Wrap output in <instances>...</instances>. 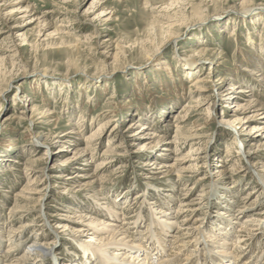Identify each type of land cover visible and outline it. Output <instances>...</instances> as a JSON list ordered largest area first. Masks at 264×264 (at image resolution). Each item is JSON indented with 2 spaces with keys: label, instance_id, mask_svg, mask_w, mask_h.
Returning a JSON list of instances; mask_svg holds the SVG:
<instances>
[{
  "label": "rangeland",
  "instance_id": "rangeland-1",
  "mask_svg": "<svg viewBox=\"0 0 264 264\" xmlns=\"http://www.w3.org/2000/svg\"><path fill=\"white\" fill-rule=\"evenodd\" d=\"M263 43L264 0H0V258L5 257L10 229L31 223L34 227L23 229V236L43 238L42 243L53 248L54 258L45 264H90L81 259L78 246L100 252L103 247L90 243L97 237L93 232L78 231L84 224L82 215L92 214V219L113 227H124L123 216L131 223L138 219L142 233L131 230L134 238L127 242L135 244V236L146 237L151 217H162L158 211L170 202L171 193L179 198L173 207L177 210L184 188L197 187L192 198H199L209 192L212 181L226 189L209 202L214 203L209 214L199 212L193 218L203 219L201 245L207 243L218 211L229 204L237 210L250 191L255 189L249 204L255 201L264 210L259 180L264 134L249 133L260 123L246 125L237 139L230 125H222L223 119H236L226 115L235 100L241 105L251 101L234 99L242 95L238 87H244L253 105L259 103L251 112L264 109ZM205 46L223 58L200 59L197 54ZM196 59L203 63L197 76L208 77L215 92L219 86L230 88L234 98L221 97L213 104L198 100L206 96L193 87L195 79L186 70ZM34 109L53 113L54 118L45 121L38 116L31 125ZM24 112L21 123L7 121ZM187 112L189 117L180 119ZM260 114L264 122V110ZM137 123L153 129L150 139L138 141L151 147L134 145L137 138L129 131H138ZM194 128L200 138L187 140ZM95 130V151L67 163L77 149L86 148L85 140ZM70 132L62 143L61 136ZM112 144L116 154L103 156ZM192 147L199 148L202 159L191 156ZM227 150L235 155L226 169L235 175L222 179L220 159ZM107 159L112 164L98 172ZM169 163L190 173L180 181L162 167ZM201 164L204 169H199ZM44 170L49 172L48 184L43 183ZM199 175L206 181L195 185ZM110 203L116 204L110 211L118 220L105 216ZM17 205L29 209L12 217ZM226 214L230 219L232 212ZM56 222L68 228L58 236ZM99 225L92 229L103 232ZM171 239L162 253L173 250ZM253 247L252 251L263 249L264 239ZM17 251L25 255L28 249Z\"/></svg>",
  "mask_w": 264,
  "mask_h": 264
},
{
  "label": "bare ground",
  "instance_id": "bare-ground-1",
  "mask_svg": "<svg viewBox=\"0 0 264 264\" xmlns=\"http://www.w3.org/2000/svg\"><path fill=\"white\" fill-rule=\"evenodd\" d=\"M57 31L59 32V30H56V32ZM260 47H261L260 50H264V43ZM119 50L120 52H122L120 48ZM197 55L199 56L200 59H205L207 55L211 56V58L212 57L223 58L222 55L216 54L214 51H212V49H210V47L207 46L202 48V51L199 52ZM201 64L203 63H201L197 59L196 61L192 60L190 64H188L186 69L188 75L195 79L194 80L195 85L193 87L199 92L203 91L206 96V98L199 97L198 100L200 101L211 100L212 101L211 103L213 104L214 101H216L218 98L221 97L225 101L232 99V97L234 98L233 95L234 92H232L230 88L225 89L224 86H219L218 90L215 92L212 89L211 83H209V81L207 80L208 77L202 78L197 76L199 75L200 71L203 68V66H200ZM221 77L222 78L220 79V83H224L225 78H223V76ZM261 84L263 87L264 83ZM233 87H234L233 89H235L236 86ZM237 90H238L237 93H242V95H240V98L236 97L234 99L241 100L242 97H246V98L248 97L250 98L251 101H248L246 105H241L242 103H239L235 100V102H233V104L235 103L234 106L233 104L228 106V109H230V113H227L226 115L228 117H234L236 119L233 122H230L228 119H223L222 125H230V127H232V129L236 134L235 139H237L236 136L240 135L244 130V128H247L246 125H248L251 122L260 123L254 125L249 133L254 137L255 136L263 137L264 122H261L259 119H263L260 118V116L263 115L260 114V111L264 109L262 108L251 112V109L255 108L256 105H258L259 103H255L253 105V102L255 101L252 100L251 96L246 95V93L248 92L244 89V87H238ZM211 108L212 106L210 107V109ZM34 110L35 111L30 119L31 125L33 124V121L37 120L38 116H39L38 120L44 119L45 121L54 118V115H52L53 113H49V114L43 112L40 113L41 111H38V109H34ZM23 114L24 115H20V116L14 114L8 117L7 121H15L21 123L22 122L21 119L25 118L24 117L25 112ZM188 117L189 114L187 112L186 115H184L180 119H186ZM84 122L85 119L84 117H82L80 123L82 124ZM135 126L138 129V131H135L133 130V127L132 128L130 127L131 130L129 132L132 133L131 134L132 137L137 138L136 140L137 143L138 141L143 142L144 140H148L152 137L153 134L151 132L153 131V129L151 127H148L147 124L137 123V125ZM167 126H169V123ZM177 127L179 128V130L182 129L181 125H178ZM198 132L199 130L194 128L191 130V133H189V135L186 136L185 138L187 140H192V141L197 140L200 138ZM97 133L98 130L93 131L92 134L85 140L86 148L77 149L74 152L73 159L69 158L66 160V162L69 163L75 160H81L84 157H86L90 151H95L96 148L94 147V142H96L95 140ZM177 133H179V131H177ZM70 134L72 133L71 132L66 133L63 136H61L62 137L61 142L67 143V137H69L68 135ZM137 143H134V145H138L140 149L151 147L150 143L148 142L146 143L144 142L143 144L142 143L137 144ZM233 143L234 145L238 144L237 141ZM193 145L196 144L193 143ZM114 146L115 145L112 144L111 147L110 146L109 148L106 147L107 150L104 153H102L103 156L115 155L116 154L115 151L111 149ZM194 149L195 152H189L191 153V156L193 155L197 156L195 157V160L202 159V157H200V154L198 152L199 148L192 147L191 150ZM228 149L230 150L231 148L229 147ZM227 153L228 154H226V156H223L220 159L221 170L218 172V174L222 179L226 178L227 175H232V176L235 175V173L231 172L232 173L231 174L226 169V163H229V161H231L230 160L231 157L234 156L235 154L228 150ZM240 154L245 156L248 153L246 154L240 153ZM110 164H112V162L108 161V159L107 161L104 160L97 167V171L100 172L103 171L104 169H107ZM156 164L157 162H154V165ZM180 165L182 164L180 163ZM162 167L167 169L168 174L172 176H176L180 181L185 176L183 174L190 173V169L181 168L179 165L176 164L171 165L169 163ZM202 168L203 165L201 164L199 169ZM215 176H217V174H213V177ZM259 176H260L259 180L261 181L260 185L264 187V170L259 172ZM43 178L45 179L43 183L48 184L50 177H49V172H47L46 170H44L42 179ZM198 178L199 179L196 181L195 185L199 183L203 184V182L206 181V179H203V177H201L200 175L198 176ZM211 183H210L211 187L209 189V192H207V194L204 193L205 195L203 194L200 195L201 197L199 196V198H192L196 192L197 187H195L194 189L184 188L183 191H185L186 193L184 192L185 194L183 193L180 194L182 196L184 195V197L180 198L181 200L179 201L180 203L178 204L177 210L175 209L176 211L174 210L173 207L177 199L179 200V198H175V195H172L171 193V195L168 197L170 199V202L164 203L166 204V206L162 209H159L160 211H158L162 215V217L155 218L154 216H152L151 217L152 219L150 221L151 223L149 222L150 224L147 225V230H146L147 233L145 232L146 237L144 236V239H141L140 237L135 236V241L137 239V242L135 244H129L127 242L133 241L132 239L134 238V236H132L130 232L131 230L133 231L135 230L136 234L140 233L141 235L142 233L141 230L143 229L142 227L143 223L139 224L138 219H136L137 221H133L131 223L130 221H132V219H128L127 217L123 216L122 221L124 222H122V224L120 225H123L124 227L122 226L113 227L115 226L114 224L109 223L104 225L103 222L105 221H99L96 218L92 219L93 218L92 214L85 213V215L81 216V220L83 221L84 224L82 225L81 228L78 229V231L82 233L93 232V234L96 235L97 237H93L95 239H91L90 243H92L93 246L102 245L103 248L100 252L93 249V247L84 248L82 246H78L79 251H81V253L83 254L81 259L83 258L84 260H86L85 262L89 261L90 264H152L154 262L151 261H153L154 259H157V261H155V264H224L225 262H229V264H240L241 262H242L241 264H264V248L259 249V251L258 249L256 251H252L255 248L253 247V245L259 242L261 239H264V210L259 208L257 202L255 201L253 202L252 205L249 204V200L252 199L251 195L255 194L254 192L255 189L250 191V193L248 194L250 196L243 198L244 204L242 206L239 205L240 208H237V210L235 209L233 210L232 209L233 207H231V205L229 204L230 207H226L225 209L222 208L221 212L218 211V215L215 216L216 217L215 219H217L218 221L215 222L214 225H212V227L209 229V232L207 233L206 236L207 243L205 245L203 244L201 245V236L203 234V223H202L203 219L201 218L193 219V218L199 212L201 213L202 216L204 214L205 215L209 214L214 204V203L209 204V202H211V200H213L214 197L219 196V192H220L219 190L226 189L225 186L219 187V185H216V183L214 182L212 184ZM39 184L40 182H38V185ZM221 184H223V182ZM36 190L38 189H34V191ZM44 191H46V187ZM208 193L213 194V196L209 197ZM99 196H101V194H99ZM205 196L208 200L207 205L203 201ZM168 203L172 205L169 206ZM17 206H16L17 208L14 207V209L11 212L12 217L15 216L16 213L19 212L25 213L26 210L29 209L26 208L25 206L23 207L19 205ZM108 206L109 207H107V210L109 212L106 210L105 216L113 219L114 221L118 220L119 218L115 217V215H113V213L110 211L112 209H115L116 204L110 203ZM223 210L225 212H223ZM227 210L232 212L230 219L227 218V214H226ZM246 213H250V215L245 219H243V216ZM58 216H59L58 214H55L53 217L56 218ZM95 224H98V226H100L99 224H102L104 226L103 232H99L98 230H93L92 227ZM174 224H176V226ZM30 227H34V225L31 223L28 224L25 223L24 225L22 224L19 229L16 228L10 229L9 231L10 234L8 236L9 238L7 240L8 246L6 252L4 253L5 257L0 258V264H45L47 258H51V259L54 258L52 255L53 248L50 247V243L43 244L42 243L43 238L42 239L40 238L38 240L37 239L29 240L28 238H25L23 236L22 234L23 229H28ZM55 229H56L55 231L57 232V233L55 232V234L58 236L59 232L65 231L68 228L67 225H62L61 223L56 222ZM173 234L176 235H174L173 237L172 236ZM171 237L173 239H171ZM170 239L172 240L173 250L170 252L162 253L161 251L166 249L165 246H167V243L170 241ZM1 245L2 243L0 240V247ZM23 246H25L26 249H28V251L25 253V255H20L17 250H19ZM192 247H195V250L190 254H185V252ZM29 251L36 252V254L33 253L30 255ZM211 251L214 253V255H211ZM107 252H108V256L105 254ZM182 256L185 257L182 258ZM181 258L183 260H181ZM178 259H180V261ZM63 264H69V262H64Z\"/></svg>",
  "mask_w": 264,
  "mask_h": 264
}]
</instances>
